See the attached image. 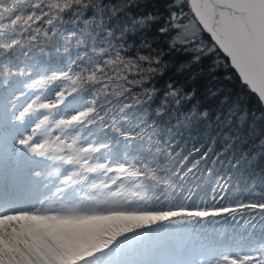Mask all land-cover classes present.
I'll return each mask as SVG.
<instances>
[{"label":"trees","instance_id":"obj_1","mask_svg":"<svg viewBox=\"0 0 264 264\" xmlns=\"http://www.w3.org/2000/svg\"><path fill=\"white\" fill-rule=\"evenodd\" d=\"M55 2L68 5L60 11L64 18L62 29L67 35L60 38L58 46L54 45L53 38L44 41V45H34L31 37L36 33L32 29L38 28L43 33L50 28L45 13L49 4ZM85 3L87 0H80L79 4L76 0H5L6 10H0V28L3 29L0 46L14 40L18 43L10 51L0 47V81H6V86L0 87V97L10 91L18 92L15 94L18 95L34 78L43 81V87L28 90L22 103L25 98L33 97V100L37 96L40 99L36 104L55 101L56 97L49 96L52 90L72 85L69 80L52 81L49 77L66 71L78 55L85 53L79 63L72 66L73 72L83 77L76 95L54 113L37 107L32 112L36 115H27L24 123L35 128L44 117L43 113L50 119L60 115L66 119L64 115L68 109L90 107L89 101L99 93L98 84L88 81L87 77L95 68L103 67L104 72L98 73L103 81L99 89L105 83L109 86L95 104L99 114L105 115L103 124H79L68 128L61 125L60 130L50 135L38 130V138L52 143L59 136L69 143L75 141V147L93 142L96 145L108 143L104 151L93 154V163L110 161L116 165L128 156L135 159L136 164L123 165L141 173L151 170L155 179L128 180L139 185L135 202L127 200L126 196L114 198L94 189L90 200H81L80 206L74 208V201H71L67 213L103 212L110 207L145 212L175 207H235L237 202L264 203V107L257 96L236 78L228 79L222 61L221 65L216 63L217 57L207 55L193 63L192 55L173 48L169 36L159 31L168 15V0H99V3L94 0L87 8ZM149 16L160 19L148 20ZM17 17L19 20L13 26L12 21ZM26 20L31 27L21 35V25ZM117 56L121 62H117ZM142 56L148 59L141 61ZM149 67L156 71L149 74ZM10 72L18 74L6 77ZM137 80H140L139 84ZM91 89L95 91L91 93ZM189 95L191 99H187ZM125 104L131 107L121 112ZM0 112H4L2 107ZM8 123L14 125L11 121ZM112 124L132 135L143 131L144 136L126 140L109 127ZM51 126L48 119L39 125L46 129ZM55 147L52 143L48 153H53ZM157 148L164 151L157 152ZM193 149H199L196 157L204 152L208 159L202 160L195 173H181L183 178H180L175 173L181 172L180 165ZM62 153L68 155L67 151ZM60 166L65 173L62 180L73 172H78L72 176L73 181L87 176V181L93 183L100 178L97 174L82 172L74 165ZM246 219H250L247 213L244 216L237 213L235 218L225 215L215 220L185 224L182 230L214 242L218 255L224 251L234 253L264 243V220L257 218L246 225ZM89 221H95V224L75 233L77 243L70 248L66 244L60 246L69 251L83 250L94 245L105 232L113 233L141 222L122 217ZM176 230L157 225L140 232L126 242L127 252L137 238L162 237ZM152 244L159 248L157 243Z\"/></svg>","mask_w":264,"mask_h":264},{"label":"snow or ice","instance_id":"obj_2","mask_svg":"<svg viewBox=\"0 0 264 264\" xmlns=\"http://www.w3.org/2000/svg\"><path fill=\"white\" fill-rule=\"evenodd\" d=\"M79 4L80 0H76ZM94 0H87L84 7L87 8ZM99 3V0H95ZM38 7V5H37ZM61 11L68 7L67 4L55 5ZM0 10H6L5 0H0ZM167 18L161 25L159 31L169 36L170 43L174 49H179L193 56L191 62H199L207 55L217 57L216 63L226 68L228 79L236 78L245 88H249L254 94L258 95L264 102V93H260L256 88L250 87L255 82H264V0H168ZM47 15V13H45ZM39 19V17L37 18ZM55 19V17H53ZM160 19L159 17H148V20ZM19 17L12 21L15 26ZM31 20V17L28 18ZM28 20L24 21L21 28L27 31L31 25ZM49 24L52 20L48 21ZM89 23V21H85ZM143 23V21H141ZM3 29L0 28V33ZM35 35H32L31 41H37V36L42 39L51 40L52 36L41 33L40 29H32ZM55 32L53 31V35ZM171 34V35H170ZM111 35V34H110ZM38 42V41H37ZM18 42L12 41L4 47L5 51H10ZM147 57H140L141 61L147 60ZM117 62L121 58L117 56ZM110 63V61L108 62ZM157 63H159L157 61ZM186 67V65H181ZM156 71L154 67H149L148 73ZM103 67H97L87 80L93 84H100L103 81L98 73H103ZM16 72L6 73V77L17 75ZM22 74V73H21ZM146 78V77H145ZM195 78V77H193ZM52 81L69 80L72 87H61L56 92V100L48 103H42L39 108L55 112L62 105L66 104L79 91L80 82L83 79L80 73H74L69 66L66 71L60 74H53L49 77ZM43 81H33L24 86L25 91L18 95L8 92L4 97H0V107L11 117V123H23L27 115L35 110L34 105L40 99L37 96L28 103H22L23 97L27 96L28 90L36 89L37 86L43 87ZM140 80H137V84ZM6 81H0V87H5ZM109 85L105 83L103 88L98 89L99 95H103ZM171 87V85H169ZM99 95L89 101L90 107L85 111H77L69 115L67 119H61L56 123V128L63 125L65 128L84 124H103L105 115H100L95 107ZM176 95L175 92L172 93ZM137 99V98H133ZM187 99H191L189 95ZM179 102V101H178ZM137 103H141L137 99ZM131 105H123L121 112H124ZM47 117L40 121L31 133L27 135H18L12 141L13 151L27 153L33 157H43L64 165H74L80 171L99 175V180L94 181L90 186L92 189H99L101 192H107L110 197H119L129 179L143 181L145 179H155L151 170H145L141 173L139 170H133L131 167H125L122 164L112 165L111 162L102 163L97 160L93 163V154L104 151L108 145H96L95 142L88 145L75 147V141L71 143L59 136L52 143L56 144L55 153L67 151L68 155H47L52 143L48 139H39V125L47 122ZM112 130L122 135L126 140H135L143 138V131L132 135L123 132L109 125ZM9 129L8 123L0 116V136H3L5 130ZM157 152L164 149L157 148ZM199 149H193L188 157L184 158L180 165L181 172L175 173L183 178L185 175L195 173L200 164L208 159L204 152ZM191 163L189 164V159ZM2 165V161H0ZM38 177L40 173H32ZM73 172L65 176L60 184L71 186L77 181L72 180ZM223 190V189H222ZM66 187H58V193H64ZM223 199V196H220ZM37 203L44 204L40 199ZM239 213L244 216L246 213L250 219L244 222L247 225L250 220H264V203H242L237 202L235 207L220 206L200 209L189 207H175L166 210L157 211H132L126 209L109 208L107 211L91 212H58L46 211L41 213L39 210L30 211L15 204L12 196L7 195L0 190V221H3V227L0 228V264H264V243L251 246L244 251L234 253L224 251L217 254L214 242H209L204 237L194 236L190 231L182 230V226L191 225L196 221L215 220L225 215L235 218ZM113 217H122L141 221L134 227L121 229L113 233L105 232L97 239L94 245H88L83 250H65L54 242L51 229H41L33 225L24 224L23 221H54L57 223L83 222L89 220H107ZM157 225L169 226L178 229L172 233L165 234L162 237H150L149 242H155L159 245V250L166 254L162 260H130L126 249V242L132 236L140 232L150 230ZM141 243H144L141 241Z\"/></svg>","mask_w":264,"mask_h":264},{"label":"rangeland","instance_id":"obj_3","mask_svg":"<svg viewBox=\"0 0 264 264\" xmlns=\"http://www.w3.org/2000/svg\"><path fill=\"white\" fill-rule=\"evenodd\" d=\"M55 5H59L58 2L49 4L48 12L46 15L47 20H52V23L50 24V28L47 30H44L43 33H45L47 36H52L53 39H55L54 45L58 46L60 44V38L67 35L66 31H63L64 25V18L61 16L60 8L55 7ZM59 13V14H58ZM55 17V19H53ZM36 23V20L34 21ZM53 31L55 34L53 35ZM68 32V31H67ZM24 34V30L21 32V35ZM70 38V37H68ZM40 37L39 40L34 41V45H44V41ZM86 55L85 53H82L78 55L70 64V66H74L75 63H79V58ZM87 58L85 59V62L87 63ZM81 66H85V64H79ZM34 78L28 82L32 83ZM39 87V86H37ZM99 84L96 86V89H99ZM58 90L54 89L50 92V97H56V92ZM91 93L95 91V89L89 90ZM18 92H15L13 94H16ZM33 97L25 98L23 103L31 102ZM46 103L45 101H40L37 104H35L34 111H36V108L39 107L40 104ZM89 107L86 106L85 110H87ZM42 109V108H40ZM71 109V108H70ZM68 109L66 111V114L64 115L66 119L69 117L70 114L77 112V111H85L84 108H79L75 111H71ZM33 111V112H34ZM8 115V114H7ZM36 114H30V116H35ZM44 120L46 117V113H43ZM62 119V116H56L52 119L48 118L50 120L52 126L49 129H46L45 127H39V132L42 134H52L55 133L57 130L61 129L56 128V123ZM37 126V123H36ZM33 127L30 124H23L14 127L11 132L8 131V135L3 139V143L0 145V160L4 159V163L0 165V177L6 178L9 180V182L12 183V187L16 188V191L19 194L24 195L29 199V202H25L22 206V208H25L30 211L39 210L41 213H44L46 211H57V209L60 206H63L67 203L65 200H74L78 194V192L82 189L81 185H71V186H63L66 187V191L64 193H58L57 188L62 187V184H60L59 181V173L57 171V167H54L53 163H46L49 162V159L41 160L40 157H33L27 153H19L13 151L12 147V141L13 139L18 135H27L31 133ZM54 129V130H53ZM106 142V140H104ZM108 145V143H105ZM59 154V153H56ZM60 155V154H59ZM135 159L125 156L124 162H118L117 164L128 163L133 162ZM116 164V165H117ZM136 164V163H134ZM5 165V167H4ZM129 165V164H128ZM125 167H128L127 165H124ZM34 171H38L40 175L38 177L34 176L32 173ZM82 181L83 186L85 187V190L91 193L94 189H92L90 186L92 185V182L87 181V176L80 179ZM21 182V184H19ZM107 193V192H106ZM108 194V193H107ZM139 194V185H135L134 183L126 182L125 187L122 191L121 196L119 198H122L126 196L127 200H131L135 202L136 198ZM40 199L44 200V204L40 205L37 203ZM88 199V197H86ZM62 200V201H60ZM21 203V201H20ZM80 203V202H78ZM3 221H0V228L3 227ZM24 224L33 225L35 227L41 228V229H51L52 236L54 238V242L58 245L66 244L67 247L69 245V248L78 242V239L75 238V233L78 234L81 232L83 228H89L95 224V221H89V222H79V223H57L54 221H33V220H27L23 221ZM143 241L144 243H141ZM68 248V249H69ZM67 249V248H66ZM128 258L130 260L138 259L139 261L143 260H162L166 258L165 253L163 251L159 250V248L154 247L152 242H149V238L147 240L143 238H137L135 241V245L128 248ZM136 253H139V256L135 255Z\"/></svg>","mask_w":264,"mask_h":264},{"label":"water","instance_id":"obj_4","mask_svg":"<svg viewBox=\"0 0 264 264\" xmlns=\"http://www.w3.org/2000/svg\"><path fill=\"white\" fill-rule=\"evenodd\" d=\"M250 87H254V88H256L257 91L260 92V93H264V82H255V81H253V83L250 85ZM252 92H253V91H252ZM255 95H256V94H255ZM256 96H257V98L260 100L259 96H258V95H256ZM260 102H261V104H262L263 107H264V102H262L261 100H260Z\"/></svg>","mask_w":264,"mask_h":264}]
</instances>
